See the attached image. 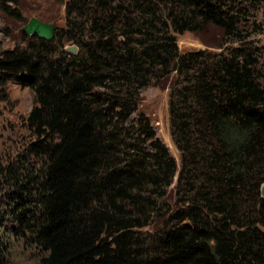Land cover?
<instances>
[{"label": "trees", "instance_id": "16d2710c", "mask_svg": "<svg viewBox=\"0 0 264 264\" xmlns=\"http://www.w3.org/2000/svg\"><path fill=\"white\" fill-rule=\"evenodd\" d=\"M64 6L51 41L0 54V83L35 98L28 139L0 159V264L10 236L39 264H264V87L244 50L180 52L176 37L235 34L229 0ZM171 78L179 163L139 109Z\"/></svg>", "mask_w": 264, "mask_h": 264}, {"label": "rangeland", "instance_id": "374dc122", "mask_svg": "<svg viewBox=\"0 0 264 264\" xmlns=\"http://www.w3.org/2000/svg\"><path fill=\"white\" fill-rule=\"evenodd\" d=\"M67 0H23L20 16L0 10V54L17 46L26 45L28 38L23 28L32 18L64 27L65 2ZM237 23L235 34L225 33L208 25L199 34L186 32L177 35L180 52L205 51L211 55L226 56L237 49L250 55L258 80L264 87V0H229ZM65 49L77 47L65 43ZM78 53V52H77ZM72 53V54H77ZM173 78L160 86H150L142 91L140 111L146 113L157 131L158 137L169 147L171 155L180 162L170 132L169 93ZM35 106L34 93L13 82L0 83V159L4 160L12 148H21L28 139L25 120ZM11 237L9 257L12 264H39L40 251L31 247L21 237Z\"/></svg>", "mask_w": 264, "mask_h": 264}, {"label": "water", "instance_id": "95a60500", "mask_svg": "<svg viewBox=\"0 0 264 264\" xmlns=\"http://www.w3.org/2000/svg\"><path fill=\"white\" fill-rule=\"evenodd\" d=\"M57 30L56 24H50L40 21L37 18H32L29 22V24L23 28V31L29 35V36H37L38 38L45 40V41H51L55 37V32ZM70 53H77L78 48L77 47H71L67 49ZM261 193L264 197V184L261 187Z\"/></svg>", "mask_w": 264, "mask_h": 264}]
</instances>
